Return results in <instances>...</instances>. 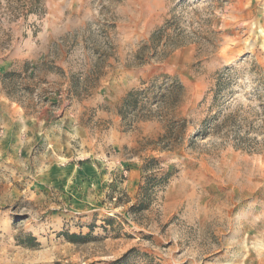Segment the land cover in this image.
Instances as JSON below:
<instances>
[{"label": "rangeland", "instance_id": "1", "mask_svg": "<svg viewBox=\"0 0 264 264\" xmlns=\"http://www.w3.org/2000/svg\"><path fill=\"white\" fill-rule=\"evenodd\" d=\"M0 264H264V0H0Z\"/></svg>", "mask_w": 264, "mask_h": 264}, {"label": "trees", "instance_id": "2", "mask_svg": "<svg viewBox=\"0 0 264 264\" xmlns=\"http://www.w3.org/2000/svg\"><path fill=\"white\" fill-rule=\"evenodd\" d=\"M166 32V28L162 27L159 30H156L149 40L142 45V47L136 53V61L138 66H145L150 64V61L155 59L157 61H163L168 57V54H162L160 50L162 47L167 48L168 42L162 45L163 37ZM166 46V47H165ZM177 47H173L172 50H175ZM152 52L151 58H147V53ZM175 81L176 84L172 86L171 90H168V94L165 95H155L153 101L150 102L151 105H155L160 108L162 105H167L166 101L169 100V104L172 108H176L179 97L175 96V93L181 92L184 90L182 83ZM148 89H135L126 94L123 98L121 106L119 108L118 114L123 120H126L130 116H134L138 121L147 122L155 119H159L157 116L151 114V110H148L150 103H147V98L149 95ZM149 113V114H148ZM161 118V117H160ZM68 240L72 243H77L78 241L85 242L89 235H77L71 234L67 235Z\"/></svg>", "mask_w": 264, "mask_h": 264}, {"label": "crops", "instance_id": "3", "mask_svg": "<svg viewBox=\"0 0 264 264\" xmlns=\"http://www.w3.org/2000/svg\"><path fill=\"white\" fill-rule=\"evenodd\" d=\"M73 14L75 15V13L72 12V15ZM78 25H79L78 21L76 19H72V22H69L65 26H63V25L60 26L59 25L60 31L58 33H60V35L68 33V31H72ZM131 26H132L131 23H127V24H123L122 23V24L116 25L117 37L122 39L124 37L125 33H126V30H128ZM129 34H130V32L128 31V35ZM86 185H87V181H85V183H84V186H86Z\"/></svg>", "mask_w": 264, "mask_h": 264}]
</instances>
